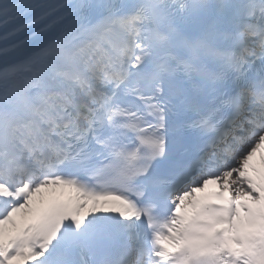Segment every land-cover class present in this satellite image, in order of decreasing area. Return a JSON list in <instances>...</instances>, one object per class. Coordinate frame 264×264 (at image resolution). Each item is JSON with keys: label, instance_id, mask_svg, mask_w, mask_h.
I'll return each mask as SVG.
<instances>
[{"label": "bare ground", "instance_id": "obj_1", "mask_svg": "<svg viewBox=\"0 0 264 264\" xmlns=\"http://www.w3.org/2000/svg\"><path fill=\"white\" fill-rule=\"evenodd\" d=\"M50 7V0H0V30L4 23L13 22L6 26L0 35V44L4 48L0 50V89L3 90L9 83H14L23 77L25 70L32 62L46 53L52 46L45 37L49 27L35 34L18 39L25 31L32 27L31 22L24 19V15L30 14L37 8L40 13H45ZM36 14V12H34ZM47 15V14H46ZM45 16H43L44 18ZM42 18V19H43ZM51 27V26H50ZM20 31V33H17ZM49 33V32H48ZM43 50L40 49L42 45ZM58 48V46H57ZM13 88V85H12ZM42 193H37L32 197V207L43 199ZM31 205L25 207L23 213L32 209ZM249 218L254 220V211L250 210Z\"/></svg>", "mask_w": 264, "mask_h": 264}]
</instances>
